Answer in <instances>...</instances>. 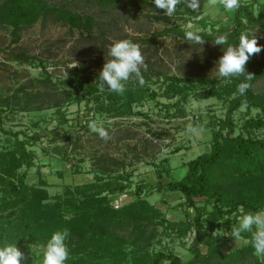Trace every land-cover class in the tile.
Returning <instances> with one entry per match:
<instances>
[{"label":"trees","instance_id":"1","mask_svg":"<svg viewBox=\"0 0 264 264\" xmlns=\"http://www.w3.org/2000/svg\"><path fill=\"white\" fill-rule=\"evenodd\" d=\"M100 8L128 6L134 8L133 15L147 6H154V0H97ZM81 4L70 0H0V24L10 28L12 42L21 39L24 28L33 25L38 20L44 23L60 22L68 25L71 30L77 29L88 38L95 37V28L100 24V18L92 11L79 9ZM136 10V12H135ZM155 19H164L168 22L162 29L154 30L145 37L138 36L132 41L143 43L157 42L162 35L173 34L183 37L184 27L172 21L173 16L164 15L162 10L155 12L150 9ZM149 11V10H148ZM231 25H226L228 44L238 45L241 32L255 34L258 44L264 46L261 36L252 28L260 25L264 28V2L259 0H241V7L231 12ZM206 25L205 21L202 20ZM105 35V32L97 33ZM198 34L207 40L219 36L206 29ZM142 45V44H141ZM140 46V45H139ZM227 46V45H225ZM264 48L259 54L250 57L246 64V71L254 75L251 81H245L244 76L227 78L230 82L216 83L215 78L207 76L189 77L177 73L167 74L154 68L151 57L145 61L147 70L141 69L144 83L132 77L125 83L123 95L108 91L107 87L100 91V81L93 83L92 75L83 74L84 64L71 68L72 75L60 81L71 88H61V92L49 88H59L58 82L52 80V73L47 69L44 58L26 51L10 53L9 58L19 61L32 62L37 59L45 78H36L44 81L45 87L33 89L37 85L31 79L21 83L11 93L0 92V124L3 123V114L9 110L29 111L46 105L58 106L66 98L69 102L87 99L93 102L90 109L94 115L109 114L119 116L136 113L133 104L148 97L157 95L177 96V100L170 105L183 102L194 91L198 84L208 85L207 94H226L237 91L242 82L251 84L246 94L239 93L228 101L225 115L214 116L210 124L213 129L210 150L204 151L187 161V169L181 177L162 179L164 168L158 170L159 188L168 191H179L184 197L186 207H193L192 220H185L179 228L185 233L192 226L195 236L190 250L192 256L183 259L173 251L162 249L144 250V255L136 257V247L144 246L141 232H135L131 237L122 236L116 228L125 225L134 228H144L154 219L165 221L163 211L141 195L145 185L136 184L132 190L130 173L123 170L114 173L116 167L103 162L109 157H103L95 171L94 180L68 185L65 194L48 200L49 192L45 187L48 182L40 179L39 183H29L27 170H20L23 166L28 169L36 163L35 150L30 147L40 138V132L27 133L24 130L2 129L11 134L8 137L10 145L0 147V246L5 243L16 244L20 250L26 249L27 244H46L51 235L57 230L68 229L70 236L66 240L70 255L65 264H213V258L222 264H243L249 254L253 255L250 243L225 253L222 244L227 240L218 241L212 235L205 237L207 227L218 225L220 219H226L227 224L237 222V216L249 211L264 210V136H256L250 132L236 133V122L233 113L242 106L250 111L258 108L259 113L249 116L246 124L250 129L264 128V91L255 90V84L264 79ZM160 57V56H159ZM161 58V57H160ZM162 60V58H161ZM99 61V60H98ZM163 75V79L160 78ZM155 77V78H154ZM43 79V80H42ZM159 82V89L152 88L149 82ZM73 88V89H72ZM202 90V89H201ZM204 90V91H206ZM65 93L66 95H64ZM141 113V112H140ZM204 122L195 125L202 126ZM207 125V124H206ZM23 136H20V135ZM134 135L128 133L125 137ZM62 138L70 139L71 135L63 134ZM111 159V158H110ZM118 164L117 159L112 158ZM118 168V167H117ZM80 170V167L78 169ZM167 175H170L168 171ZM146 184V183H145ZM136 197L122 205L115 206L113 200L117 193L125 192ZM198 198L204 203L198 204ZM211 207V208H210ZM187 213L190 215L189 210ZM238 225V224H237ZM232 228V224L230 226ZM132 232V230H130ZM249 237V233L242 234ZM206 243L207 251H203L201 244ZM128 244L136 247L131 249L130 255L124 249ZM250 264H264V257L255 256Z\"/></svg>","mask_w":264,"mask_h":264},{"label":"rangeland","instance_id":"2","mask_svg":"<svg viewBox=\"0 0 264 264\" xmlns=\"http://www.w3.org/2000/svg\"><path fill=\"white\" fill-rule=\"evenodd\" d=\"M70 1L81 4L79 9L92 11L100 18V24L94 31L95 37L88 38L77 29L71 30L68 25L60 22L44 23L38 20L23 29L18 42H12L10 28L0 24V92L11 93L21 83L31 79L35 80L34 84L37 83L33 89H43L46 84L44 81L36 80V78H45L37 59L32 62L19 61L9 58L10 53L26 51L44 58L47 69L52 73V80L57 81L59 87L53 88L50 85L49 88L61 92V88H71L66 83L60 86V81L72 75L70 65L73 63L84 64L86 69L83 74L95 77L92 79L95 83L99 80V71L105 59L109 58L107 46L112 41L145 37L154 30L162 29L168 23L164 19L157 20L153 17V10L150 9H154L155 12L162 10L155 5L152 7L146 5L142 11L135 10L136 13L133 15V6L100 8L97 0ZM200 9L201 11L197 14L182 3L177 5L169 25L177 22L185 28L190 24L194 31L206 29L215 35H225L227 32L225 26L232 23L231 12L219 5L215 8L210 7L207 0H200ZM202 20L206 25L202 23ZM252 30L259 33L264 42V28L258 25ZM100 32H105V35L97 37V33ZM204 40V44L200 45L187 42L183 37L167 34L160 36L157 42H133L140 45L144 60L151 57L150 64L163 73L185 74L189 77L207 76L214 77L216 83L226 82L224 78L218 77L215 67L216 61L223 55V46L215 45L213 40ZM260 57L264 59V54H260ZM162 79L163 75L160 81ZM160 81H150L149 84L152 88L159 89ZM196 84H198L197 88L189 94L187 99L177 105L168 106L177 100V96L159 94L155 98L148 97L141 102H135L133 109L139 112L119 116L94 115L93 110L90 109L94 103L88 102L87 99L69 102L65 98L61 103V111H58L56 105L46 104L29 111L8 109L3 114L2 125L0 124V147L10 145L7 138L12 139L11 134L6 133L1 126L14 131L24 130L29 134L41 133L40 138L30 145L35 150L36 163L28 169L23 166L20 170H27L26 180L29 183L38 184L41 178L48 182L45 185L49 192L48 200H54L55 196L65 194L68 185L94 180V169L99 165L97 163L103 157H109L103 162L116 167L114 173L123 170L129 172L132 190L135 189L136 184L145 185L141 195L161 208L166 218L163 222L154 219L144 228H134L131 225L116 228L122 236L132 238V234L139 231L144 238L143 242L138 241L144 248L138 249L133 244L126 246L124 251L128 253L127 257L131 249L136 247V257L144 255L145 249L149 251L162 249L167 252L173 251L186 260L192 256L189 246L196 233L193 226L185 233L179 228L183 221L192 220L194 209L185 206L181 192L159 188L158 170L160 168L166 170L162 176L164 181L172 176L181 177L188 167V160L210 150L213 129L217 127L210 122L213 121L214 116L225 115L228 101L238 93V91L230 94L222 92V96L207 94L205 88H209L210 84L202 85L197 81ZM255 88L259 92L264 91V79L259 80ZM258 113L259 109L255 107L250 111H247L245 106L235 110L233 113L236 122L235 132L241 131L245 135L250 132L256 136H264V128L250 129L246 124L249 116H255ZM93 119L102 122V126L109 133L107 140L90 131L87 125ZM199 122L205 124L195 125ZM189 124L200 131L196 134L186 131ZM67 132L70 133L71 138H62V135ZM128 133L134 135L125 137ZM112 158L117 159L118 162L121 161V164ZM78 167H80L79 171L76 170ZM116 195L117 197L113 200L115 206L136 197V194L131 195L126 191ZM197 200L200 205L204 203L203 198ZM188 210L191 212L190 215L187 213ZM239 216H237V222L231 223L232 226L239 223ZM231 224L228 225L226 219H220L218 225L213 228L207 227L206 230L205 237L212 235L218 241L227 240L222 244V250L225 253L247 244L246 240L250 239L245 236V239L235 241L230 236ZM42 245L44 244H27L26 249L21 250L26 258L22 264H41ZM201 247L203 251H207L206 243H202ZM254 258L255 255L249 254L243 264H250ZM129 264H132L131 261ZM213 264L222 263L213 258Z\"/></svg>","mask_w":264,"mask_h":264},{"label":"clouds","instance_id":"3","mask_svg":"<svg viewBox=\"0 0 264 264\" xmlns=\"http://www.w3.org/2000/svg\"><path fill=\"white\" fill-rule=\"evenodd\" d=\"M183 4L186 8L195 13H199L200 0H154L155 7L164 10V15L173 16L177 5ZM210 7L222 6L226 11L236 12L241 7V0H207ZM218 10V9H217ZM184 35L187 42L203 45L205 40L198 34V30H192V25L185 26ZM213 43L223 46V55L216 61L215 67L219 78L244 76L245 81L254 79V75L246 71V64L250 57L259 54L264 46L258 44L255 34H249L247 31L241 32L238 45L228 44L227 35L217 36ZM227 45V47H224ZM107 56L102 69L99 71L98 79L100 91L105 90L123 95L125 92V83L130 78L135 77L142 85L144 79L141 69L147 70L144 56L141 53L140 46L130 39H119L112 41L108 46ZM77 63L70 65V68L77 67ZM67 77V75H66ZM251 87L250 83L242 82L237 86L238 93L243 96ZM88 128L91 132L97 133L100 138L107 140L108 131L102 126V122L93 119L88 122ZM186 131L196 134L200 131L197 127L189 124ZM250 234V243L253 248V255L264 257V210L242 213L239 216L238 225L232 226L231 237L235 241L245 239L242 235ZM70 236L68 229L55 231L45 245L41 246L42 260L41 264H65L68 260L70 251L66 240ZM30 247V246H29ZM24 253L16 244L5 243L0 246V264H22Z\"/></svg>","mask_w":264,"mask_h":264}]
</instances>
